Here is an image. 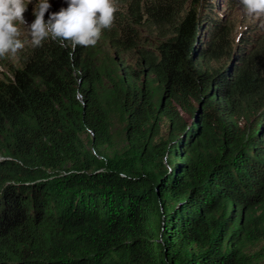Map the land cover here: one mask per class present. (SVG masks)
Listing matches in <instances>:
<instances>
[{"label":"trees","instance_id":"1","mask_svg":"<svg viewBox=\"0 0 264 264\" xmlns=\"http://www.w3.org/2000/svg\"><path fill=\"white\" fill-rule=\"evenodd\" d=\"M218 4L126 0L106 51L22 39L0 71V264H264L235 236L264 197V33L230 51Z\"/></svg>","mask_w":264,"mask_h":264},{"label":"clouds","instance_id":"2","mask_svg":"<svg viewBox=\"0 0 264 264\" xmlns=\"http://www.w3.org/2000/svg\"><path fill=\"white\" fill-rule=\"evenodd\" d=\"M57 12L45 13L51 7L49 0H37L34 21L27 24L24 13L32 0H0V58L15 56L25 47L21 39L22 27L27 30L32 47L42 46L51 39L61 47L75 50L77 46L93 47L101 38L103 29L114 21L116 0H51ZM242 5L247 16L256 18L248 25H261L264 17V0H234ZM258 20V21H257Z\"/></svg>","mask_w":264,"mask_h":264},{"label":"rangeland","instance_id":"3","mask_svg":"<svg viewBox=\"0 0 264 264\" xmlns=\"http://www.w3.org/2000/svg\"><path fill=\"white\" fill-rule=\"evenodd\" d=\"M217 2V0H215ZM32 10L34 9L35 3H29ZM116 7L120 10L126 11L127 5L126 0H117L116 1ZM217 13L220 15L221 20L225 23L226 30L225 34L227 35L229 42L227 45V48L231 45V50H235L236 46L238 45V39L239 34L245 30V27L248 25V23H251L252 20H254L255 16H247L245 15L242 5L238 6V4L234 0H219V4L216 8ZM26 16V11L24 13V17ZM178 18L177 15H173L171 20H174V17ZM26 20V18H25ZM258 21V20H257ZM27 22V21H26ZM28 24V23H27ZM261 34L264 33V17H262V23L257 28ZM142 32L149 36L152 39L156 38V33H147L145 30H142ZM167 31H161L160 35L163 33H166ZM22 36L21 39H24L28 36L27 30L22 27ZM237 41V43H236ZM98 48L102 49L104 48V51L108 50V47L106 46V43L101 38L98 40L97 44L95 45ZM110 53L115 55L114 50L110 49ZM228 55V53L224 52L223 55L216 59V60H209L208 66L213 69H218L221 66L225 65V68L231 64L232 62V56ZM119 58H122L125 63L136 66L137 60H138V54L134 51H127L125 53L119 54ZM198 61L205 62L206 61V55H199ZM17 57L14 56H6L0 58V71H5L6 68H10V66L17 65ZM192 104L197 109L199 107V104L192 100ZM179 110V109H178ZM179 114L181 115V118L183 119L184 123L186 124L185 130L190 126L191 122L196 117V110L194 114H191V111H184L179 110ZM159 125V132L162 138H166L170 134V129L168 126V121H165L164 119L158 121ZM182 134V131L180 135ZM264 197H257L255 198L252 203L251 207H245L243 209L242 215L240 216V222L242 229L239 231V234L235 235L237 237V241L243 242V249L254 252L257 249H259L264 244ZM251 216V221L246 224L245 221L248 217ZM237 217L234 216L230 224L228 225V228H230L233 224V220H235ZM244 238V240H243Z\"/></svg>","mask_w":264,"mask_h":264},{"label":"bare ground","instance_id":"4","mask_svg":"<svg viewBox=\"0 0 264 264\" xmlns=\"http://www.w3.org/2000/svg\"><path fill=\"white\" fill-rule=\"evenodd\" d=\"M32 9V8H31Z\"/></svg>","mask_w":264,"mask_h":264}]
</instances>
